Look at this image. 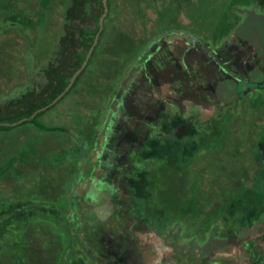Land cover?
Masks as SVG:
<instances>
[{
  "label": "trees",
  "instance_id": "1",
  "mask_svg": "<svg viewBox=\"0 0 264 264\" xmlns=\"http://www.w3.org/2000/svg\"><path fill=\"white\" fill-rule=\"evenodd\" d=\"M249 3L254 1L229 2L235 16L240 19L247 14L245 7ZM107 7L105 21L111 14V0L107 1ZM225 12L223 18L229 14V11ZM102 13V0H70L63 11L61 35L51 58L41 71V79L32 81L30 88L0 105V132H9L28 124L42 133L70 132L64 127L46 125L40 119L73 92L91 68L105 37V22L86 66L76 76L70 89L50 106L81 67L99 30L98 21ZM221 22L224 25L227 21L224 19ZM229 32L220 33L218 29L217 41H213L189 29H161L147 43L133 45L135 55L132 63L117 77L93 128L91 139L95 140L97 147L94 149L100 154L99 158H95L96 153L91 154L95 162L99 160L98 165L88 159L91 139L87 141L81 138L73 144L78 151L84 148L76 161L86 163L74 173L73 179L79 185L84 183L86 190L79 192L69 189L60 202L42 199L8 201L0 197V253L4 255V260L10 259H0V264H31L26 254L27 240L24 236L31 223L43 222L57 231L61 247L56 264H134V260H131L133 252L129 251L131 239L127 236L136 230L158 229L165 238L174 237L176 241L183 240L190 245L194 243L199 251L189 256L196 258L219 249L223 242L217 237L231 239L240 226V222H236L237 215L242 219L243 213L246 216L264 210V198L256 201L245 195L227 197L224 204L218 205L215 214L210 216L211 220L205 226L206 239L201 241L200 232L189 235L183 232L181 217L171 221L166 208L153 191L154 176L161 171L157 172L162 165H167L164 168L166 172L174 168L184 171L202 148L220 141L222 126L231 117V113L227 112L230 106L223 102L216 103L218 117L203 120L197 102L198 93L214 102L215 94L224 84L234 87L242 85L243 89L248 85H261V78L248 81L239 75L243 71H255L263 77L264 57L261 51L243 37ZM111 36L115 38L118 35ZM173 37L183 39L177 49L171 46ZM124 38L127 42L130 39L127 36ZM128 75L129 78L126 77ZM160 80L170 82L171 88L175 89V100L172 101L170 93H164V89L158 90ZM256 89L260 91L261 87ZM244 91L240 92L238 102L253 93ZM182 98H187L186 105L181 102ZM251 100L254 101L253 98ZM45 107L44 111L29 120L36 111ZM25 118L27 120L18 125H6ZM262 129L264 126L259 127V130ZM257 140L264 142L260 133ZM89 170L92 172L91 179L79 177ZM97 179L109 185L106 196L111 206L106 205L101 213L97 203L88 197L96 184L92 181ZM246 218L254 222V218ZM233 223L237 224L236 228L232 226ZM248 245L253 251V254H249L252 264H261L264 252L257 249L255 241ZM250 250L246 249L247 253ZM181 256L187 258L183 254ZM212 262L222 264L220 261Z\"/></svg>",
  "mask_w": 264,
  "mask_h": 264
},
{
  "label": "rangeland",
  "instance_id": "2",
  "mask_svg": "<svg viewBox=\"0 0 264 264\" xmlns=\"http://www.w3.org/2000/svg\"><path fill=\"white\" fill-rule=\"evenodd\" d=\"M253 1L245 7L247 14L240 19L231 9L230 0H111V14L105 21V37L91 68L73 92L40 119L46 125L64 127L70 132L42 133L30 124L0 132V197L8 201L42 199L60 202L69 189L86 190L84 183L79 185L73 179L74 173L86 166V163L76 161L84 148L78 151L73 144L81 138L87 141L92 138L102 105L107 102L117 77L132 63L135 55L132 47L139 42L147 43L161 29H189L213 41H217L218 29L220 33L230 31L254 44L264 57V0ZM69 2L0 0V105L30 88L32 81L41 79V71L61 35L63 11ZM225 10L229 11L227 18H223ZM224 19L227 22L222 25L221 20ZM114 34L118 36L112 37ZM125 36L130 37L128 42L124 40ZM172 41L171 46L177 49L183 39L173 37ZM248 72L243 71L239 75L248 81L261 78V85L243 86L253 93L240 102L237 98L244 91L242 85L220 86L218 96L215 94L217 99L212 98L214 102L197 94L203 120L218 117L216 103L230 106L227 112L231 117L222 126L219 143L202 148L186 170L174 168L166 172L164 168L167 165L164 164L154 176V194L166 208L171 221L181 217L183 232L186 235L200 232L201 241L206 239L205 226L209 224L210 216L215 214L218 205L224 204L225 198L232 195H245L256 201L264 198V142L257 140L259 133L264 138V129L259 130L264 126V69L263 77L255 71ZM160 81L158 90L164 89L163 92L170 93L172 101L175 100V89L171 88L170 82ZM259 86L260 91L256 89ZM181 102L186 105L187 98H182ZM94 142L93 139L89 141L88 159L91 162H95L100 154L96 153ZM91 153H96V157ZM97 160L94 164L98 165ZM90 170L79 177L91 179ZM92 182L96 183L95 187L86 195L97 203L99 213L104 212L106 205L111 206L106 196L109 185L100 179ZM242 204L248 205L246 202ZM243 214L242 219L236 216L240 226L230 240L217 237L219 241L222 239L223 245L198 258L189 256L199 251L194 243L190 245L183 240L176 241L174 237L165 238L158 229L136 230L127 236L131 239L129 251L134 256L131 260L134 264H208L209 261V264H215L212 261L252 264L249 254L253 251L248 248V243L255 241L257 249L264 252V210L257 214ZM247 216L254 218V222ZM232 226L236 228L237 224ZM24 236L31 264H56L61 247L56 230L43 222L31 223ZM246 249L250 252L247 253ZM0 259L4 260L2 253ZM4 261L10 259L5 258Z\"/></svg>",
  "mask_w": 264,
  "mask_h": 264
},
{
  "label": "water",
  "instance_id": "3",
  "mask_svg": "<svg viewBox=\"0 0 264 264\" xmlns=\"http://www.w3.org/2000/svg\"><path fill=\"white\" fill-rule=\"evenodd\" d=\"M107 1H108V0H102V4H103V13H102V15L100 16L99 21H98L99 30H98V32H97L95 38H94V41H93V43H92L90 49L88 50V53H87V55H86V57H85V59H84L82 65H81V67H80V68L74 73V75H73L72 78L70 79V81H69L67 87L64 89V91H63L62 93H60V94H59V95H58V96H57V97L51 102L50 106L54 105V104H55V103H56V102H57V101H58V100L64 95V93L70 89V87L72 86V84H73V82H74L76 76H77V75H78V74L84 69V67L86 66L87 61H88L89 57L91 56L92 51H93L94 47L96 46V44H97V42H98L99 34H100V33L102 32V30H103V25H104V22H105V18H106L107 13H108ZM45 109H46V107H45V108H42V109H40V110H38V111H36V112H35V113L29 118V120L32 119V118H33L36 114H38L39 112L44 111ZM26 120H27V119L25 118V119L20 120V121L17 122V123H14V124H6V125H13V126H15V125H18V124H20V123L26 121Z\"/></svg>",
  "mask_w": 264,
  "mask_h": 264
},
{
  "label": "flooded vegetation",
  "instance_id": "4",
  "mask_svg": "<svg viewBox=\"0 0 264 264\" xmlns=\"http://www.w3.org/2000/svg\"><path fill=\"white\" fill-rule=\"evenodd\" d=\"M250 261H252V260L250 259Z\"/></svg>",
  "mask_w": 264,
  "mask_h": 264
}]
</instances>
